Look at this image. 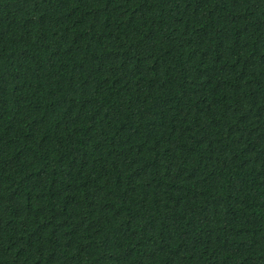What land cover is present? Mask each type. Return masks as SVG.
I'll return each instance as SVG.
<instances>
[{
  "label": "trees",
  "instance_id": "16d2710c",
  "mask_svg": "<svg viewBox=\"0 0 264 264\" xmlns=\"http://www.w3.org/2000/svg\"><path fill=\"white\" fill-rule=\"evenodd\" d=\"M0 264H264V0H0Z\"/></svg>",
  "mask_w": 264,
  "mask_h": 264
}]
</instances>
